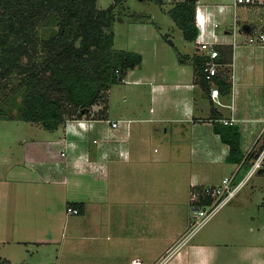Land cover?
<instances>
[{
  "label": "crops",
  "instance_id": "1",
  "mask_svg": "<svg viewBox=\"0 0 264 264\" xmlns=\"http://www.w3.org/2000/svg\"><path fill=\"white\" fill-rule=\"evenodd\" d=\"M237 13L236 22L230 13L223 20L234 27L219 30V72L231 87L219 89L218 101L215 78L201 79L192 58L178 59L177 49L203 51L196 37H184L192 49L185 40L178 46L151 18L136 19L126 48L140 51L142 62L121 88L110 86L106 115L69 117L53 129L27 120L16 125L24 133L0 141V264H131L135 256L152 263L165 253L161 264H264V199L257 200L264 171L247 176L237 198L192 232L180 206L169 228L162 220L173 205L167 192L245 169L226 159L215 120L235 118L243 152L264 134V41L236 43L257 27Z\"/></svg>",
  "mask_w": 264,
  "mask_h": 264
},
{
  "label": "trees",
  "instance_id": "2",
  "mask_svg": "<svg viewBox=\"0 0 264 264\" xmlns=\"http://www.w3.org/2000/svg\"><path fill=\"white\" fill-rule=\"evenodd\" d=\"M195 5L196 0H175L168 8L188 39L198 32ZM126 6L125 0H112L105 7L98 6L97 0H0V78L14 71L20 74L16 87L22 89V96L17 117L53 129L69 117L107 114L110 86L142 62L140 51L114 45L117 17H148L134 11L128 15ZM40 26L48 30L39 36ZM228 51L231 58L232 47ZM177 56L180 61L192 58L196 73L205 78L204 51L191 56L177 49ZM223 56L219 53L218 59L224 60ZM214 78L219 89H230L224 73ZM98 102L104 104L95 110L93 105ZM9 115L0 118L13 117ZM214 129L229 144L226 159L242 162L247 168L249 155L245 157L241 148L238 126L215 120Z\"/></svg>",
  "mask_w": 264,
  "mask_h": 264
},
{
  "label": "rangeland",
  "instance_id": "3",
  "mask_svg": "<svg viewBox=\"0 0 264 264\" xmlns=\"http://www.w3.org/2000/svg\"><path fill=\"white\" fill-rule=\"evenodd\" d=\"M175 0H163L162 3H158L155 0H125V4L127 5L125 10L126 13L129 15L131 12L135 13H144L146 16L151 18L153 21V26L155 27H161L160 30L163 32H166V35L169 37H172L176 44L180 46V42L182 40H185L189 44V49H192L194 47V43L191 40L184 39L183 33L181 28L176 24L173 17L168 13V8L174 2ZM209 2H216V1H222V0H204ZM112 2V0H97V5L100 7H105L109 5ZM240 7V8H239ZM238 9H240V19L242 18H250L256 23V26L259 30H262L264 28V6L263 7H246L241 5ZM250 8V9H247ZM232 14V13H231ZM125 15V13H124ZM227 19V18H226ZM134 19H131L130 17L123 16V17H117L113 23L114 31H115V41L114 45L118 48L126 47L127 46V35L128 32L130 33L131 26L129 25L131 21ZM242 21H238L235 24L236 26H239ZM233 27L232 22L230 23H222L218 27V30H221L224 32V28L227 26ZM133 26H136L135 23H133ZM230 28V27H229ZM39 30V36L47 33V27L40 26L38 28ZM233 31V30H232ZM134 32V29H133ZM225 33V32H224ZM239 34V35H238ZM235 37L236 43L238 44L244 42L243 44L250 45V43H254L256 41H249L248 35L246 32L238 33ZM232 35V34H230ZM233 41V40H232ZM236 45V44H235ZM38 54H42V51H38ZM23 61H26V57L24 56ZM19 72L14 71L11 72L7 77L0 78V115H9L13 117H1L0 118V141L8 143L10 140L13 139L15 136V132L17 133H24L26 131V127L23 128L20 125L29 124L27 120L17 117L19 113V107H20V101L22 96V89L19 87H16L18 84L19 79ZM122 81H116L113 83L112 87L121 88L119 85ZM87 116V115H82ZM82 116H74V117H82ZM19 125L18 130L16 125ZM22 127V128H21ZM5 145V144H4ZM241 174L235 177V181L240 178V176L247 171V169H241ZM208 184V183H207ZM204 185L201 184L200 187L202 188ZM261 187L260 193L257 195V200L262 203V200L264 199V184ZM239 193L232 196L229 203L237 198ZM191 192L189 190H182L179 189L178 193L174 196H171L166 194V197H168L170 200H172V206H167V211H165V216L163 217L165 226L169 228L170 223L174 221V218L177 214H179V209L176 211V206H180L181 213L188 218V229L192 226V220L194 219V214L192 211V204L193 201L190 199ZM172 198H171V197ZM225 204V203H223ZM223 204L221 206H223ZM67 208V205H66ZM173 208V209H172ZM219 209V208H218ZM216 213V212H215ZM214 213V214H215ZM214 214L209 218L211 219ZM208 219V220H209ZM207 220V221H208ZM206 221V222H207ZM206 222H204L202 225H204ZM152 223V222H150ZM201 225V226H202ZM151 230H154L155 227H151ZM198 229V228H197Z\"/></svg>",
  "mask_w": 264,
  "mask_h": 264
},
{
  "label": "built area",
  "instance_id": "4",
  "mask_svg": "<svg viewBox=\"0 0 264 264\" xmlns=\"http://www.w3.org/2000/svg\"><path fill=\"white\" fill-rule=\"evenodd\" d=\"M244 6H261L264 5V0H222L215 4H206L201 0H196L194 20L198 26V32L196 35L197 46L201 48L207 57L204 60L203 71L206 78L213 80L215 74L220 70L222 61L218 59L219 50L216 44L219 42L220 35L218 27L224 23L228 14L232 13L234 22H236V16L238 7ZM222 16V17H221ZM220 17V18H219ZM234 27V26H233ZM227 28V27H225ZM224 30H227L225 29ZM235 32V31H234ZM258 39L264 41V31L259 30L257 27H251L248 32L249 41H257ZM219 93L218 85L211 87V95L218 101ZM224 122H233L234 117L222 118ZM112 124H118V119H111ZM84 123V121H82ZM96 140V138H94ZM253 153V154H252ZM249 155V166L246 168L244 176L235 181V173L226 174L222 177L219 183H208L196 185L190 189V199L193 201L192 211L194 219L192 220V226L187 232H192L199 228L204 222H206L223 203L229 200L236 192L238 187L243 183L245 178L257 171L258 168L264 167V134L253 142L245 152V157ZM242 163V162H240ZM203 198L206 201H202ZM67 211H78V207L72 204H67ZM163 254L160 258L152 263H148L138 256H135L131 260V264H161L165 258Z\"/></svg>",
  "mask_w": 264,
  "mask_h": 264
},
{
  "label": "water",
  "instance_id": "5",
  "mask_svg": "<svg viewBox=\"0 0 264 264\" xmlns=\"http://www.w3.org/2000/svg\"><path fill=\"white\" fill-rule=\"evenodd\" d=\"M257 171H258V172H260V171H264V167H260V168H258Z\"/></svg>",
  "mask_w": 264,
  "mask_h": 264
}]
</instances>
